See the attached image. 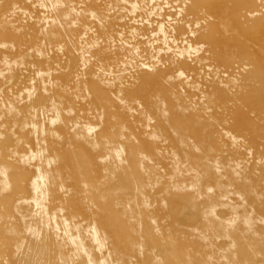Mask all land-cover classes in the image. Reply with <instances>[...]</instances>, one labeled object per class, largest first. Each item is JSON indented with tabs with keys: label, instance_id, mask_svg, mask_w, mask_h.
<instances>
[{
	"label": "rangeland",
	"instance_id": "1",
	"mask_svg": "<svg viewBox=\"0 0 264 264\" xmlns=\"http://www.w3.org/2000/svg\"><path fill=\"white\" fill-rule=\"evenodd\" d=\"M263 36L264 0H0V264H264Z\"/></svg>",
	"mask_w": 264,
	"mask_h": 264
},
{
	"label": "bare ground",
	"instance_id": "2",
	"mask_svg": "<svg viewBox=\"0 0 264 264\" xmlns=\"http://www.w3.org/2000/svg\"><path fill=\"white\" fill-rule=\"evenodd\" d=\"M225 10V8H224ZM223 7H218V8H215L214 11L217 15H219V21H220V25L223 29V34L225 33V35H222V38L219 39L218 41L217 40H214V42H216L215 44V48H216V52L219 54V55H225L227 52L231 51V50H235V46H233L232 44V41L229 39L228 35L232 34L230 33L229 34V28L228 25L230 24V26H232L236 31H238L237 33H239V29L242 31V27L243 25H233V22L236 23L237 19V10L236 9H230V11L232 12L231 15H232V18L231 16H223ZM231 22V23H229ZM227 25V26H226ZM229 26V27H230ZM229 29V30H228ZM232 30V29H231ZM232 30V31H233ZM231 31V32H232ZM237 36V35H235ZM263 39H264V36H263ZM254 41L255 42H258L260 43V46L257 48V56H258V59L264 64V41L261 39V38H254ZM243 117V116H242ZM250 122L249 120L245 117V118H241L239 117V122H238V126L241 127L243 125H249ZM41 180L44 182V178L41 176Z\"/></svg>",
	"mask_w": 264,
	"mask_h": 264
}]
</instances>
